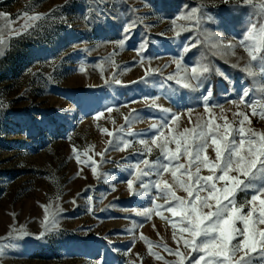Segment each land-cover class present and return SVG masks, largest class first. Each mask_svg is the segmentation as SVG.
<instances>
[{"label":"rangeland","instance_id":"obj_1","mask_svg":"<svg viewBox=\"0 0 264 264\" xmlns=\"http://www.w3.org/2000/svg\"><path fill=\"white\" fill-rule=\"evenodd\" d=\"M262 2L0 0V35L5 41L0 45V245L8 246L0 264L175 261L159 246L151 250L164 258L157 260L141 239L177 247L168 223L171 214L165 212L167 220L137 215L153 206L155 190L134 196L127 188L128 164L142 158L137 155L142 146L113 150L109 141L140 138L121 134V126L146 134L144 138L153 136L152 124L164 116L151 107L154 104L181 113L178 128L173 126L177 131L191 128L208 118L203 96L209 89L207 106L218 123L222 107L230 122L238 123L240 117L233 113L243 111L253 129L264 131V121L235 103L243 90L250 92L249 101L261 98L264 75L252 77L244 71L250 58L239 39L250 17L257 27L264 26ZM195 9L199 11L194 14ZM24 12L40 19L26 21L21 18ZM26 22L30 27L22 34L9 31L21 30ZM180 58L181 76L186 69L190 73V66L211 67L199 90L166 80L178 71ZM188 109H193L191 117ZM99 112L104 114L97 120ZM152 147L148 158L155 160L159 150ZM209 156L214 157L211 148ZM164 179L171 182L170 174ZM134 186L142 191L139 181ZM246 195L250 193H239L238 202ZM46 214L55 226L36 239L45 233ZM19 229L28 236L15 239L19 232L14 230Z\"/></svg>","mask_w":264,"mask_h":264},{"label":"snow or ice","instance_id":"obj_2","mask_svg":"<svg viewBox=\"0 0 264 264\" xmlns=\"http://www.w3.org/2000/svg\"><path fill=\"white\" fill-rule=\"evenodd\" d=\"M227 2L228 0H225V3ZM242 2L245 5L253 4V0ZM259 9L264 12V2L259 4ZM198 11L195 9L193 13ZM21 18L34 22L39 20L40 16L24 12ZM196 21L201 23L202 18L196 16ZM29 27V23L26 22L21 30L9 31L22 34ZM130 28L131 26L124 31L127 32ZM127 38L126 36L125 39ZM4 43L0 35V45ZM239 44L250 58L244 71L252 77L258 73L264 75V26L257 27L256 23L251 22L250 17V23L241 35ZM227 46L232 47V44L228 43ZM182 51L187 52L188 47H183ZM181 60L182 58L176 60L178 71L169 75L166 80H175L176 84L184 89L199 90L206 79L205 74L212 70L211 67L190 66V73L186 69L184 76H181L179 71ZM163 86L161 84V87ZM259 91L261 98L249 101L246 98L250 92L243 90L240 100L235 103L244 104L251 109L252 116H258L264 121V85ZM211 97L212 92L209 89L203 96L208 118L197 120L191 128L177 131L173 126L176 125L178 128L181 113L154 104L151 107L159 108L164 116L152 124L155 132L153 136L144 138L146 134L133 133L130 127L125 129L121 126L119 129L121 134L126 133L127 136L140 138L129 140L119 136L118 143L110 140L109 145L113 150L120 151L131 148L134 143L142 146L143 150L137 154L142 158L128 164L127 188L134 196L152 195L150 189H154L156 194L152 197L153 206L145 208L137 215L149 219L156 215L167 220L165 216L167 212L173 218L168 220V223L173 229L176 249L169 248L166 244L153 245L147 238L141 236V239L148 243L150 254L157 260L164 258L151 250L159 246L177 258L175 261H165V264H264V131L253 129L250 126L252 121L249 115L243 111L233 113L234 117H240L238 123L235 120L230 122L223 115L222 107L219 117L222 122L218 123L212 107L207 106ZM179 103L177 100L176 104ZM107 111L111 112L112 109L108 108ZM187 111L191 117L193 109ZM103 114L99 112L95 119L99 120ZM130 119V116H126V123L130 122ZM102 132L113 136L107 129H102ZM152 146L159 150L155 160L148 158L153 152ZM210 148L214 152V157L209 156ZM98 155L103 156L104 153ZM88 159L91 160V157ZM77 160L80 162L79 154ZM94 165L95 161H92L90 166L93 173H96ZM204 172L207 174H203ZM169 174L171 182L164 179L165 175ZM134 181H139V188L142 191L136 189ZM177 191H182L186 195H177ZM239 193L250 195H246L242 202H238ZM160 199L165 203H156ZM48 221L49 216L46 214L45 233L36 236V239H43L49 229L55 226L54 220L51 223ZM14 231L19 232L15 239L28 236L23 229ZM6 247L8 246L0 245V255L4 254ZM181 248L186 251H181Z\"/></svg>","mask_w":264,"mask_h":264}]
</instances>
